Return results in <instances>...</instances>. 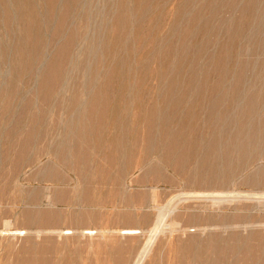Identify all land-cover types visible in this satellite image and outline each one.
<instances>
[{
  "label": "rangeland",
  "instance_id": "rangeland-1",
  "mask_svg": "<svg viewBox=\"0 0 264 264\" xmlns=\"http://www.w3.org/2000/svg\"><path fill=\"white\" fill-rule=\"evenodd\" d=\"M263 122L264 0H0V264H264Z\"/></svg>",
  "mask_w": 264,
  "mask_h": 264
},
{
  "label": "bare ground",
  "instance_id": "bare-ground-1",
  "mask_svg": "<svg viewBox=\"0 0 264 264\" xmlns=\"http://www.w3.org/2000/svg\"><path fill=\"white\" fill-rule=\"evenodd\" d=\"M192 1V0H191ZM254 1V0H253ZM41 4V3H40ZM198 4V3H197ZM203 4V3H202ZM239 4V3H238ZM255 4V3H254ZM222 8V7H221ZM30 9V8H29ZM241 9V8H240ZM36 10V9H35ZM224 10V9H223ZM214 11V10H213ZM245 11V10H244ZM218 12V11H217ZM46 14V13H45ZM109 14V13H108ZM192 14V13H191ZM188 16V15H187ZM221 16V15H220ZM235 16V15H234ZM253 16V15H252ZM213 17V16H212ZM235 18V17H234ZM90 20V19H89ZM225 20V19H224ZM109 21V20H108ZM226 21V20H225ZM193 22V21H192ZM141 24V23H140ZM153 24V23H152ZM75 25V24H74ZM41 26V25H40ZM250 26V25H249ZM239 27H240V25H239ZM255 28V27H254ZM220 31V30H219ZM234 31V30H233ZM178 32V31H177ZM238 32V31H237ZM150 33V32H149ZM101 34V33H100ZM178 34V33H177ZM223 34H224V32H223ZM8 35V34H7ZM211 35V34H210ZM190 36V35H189ZM197 36V35H196ZM234 36V35H233ZM9 37V36H8ZM169 37V36H168ZM177 37V36H176ZM230 38V37H229ZM53 39V38H52ZM192 39V38H191ZM61 40V39H60ZM187 40V39H186ZM233 40V39H232ZM31 41H32V39H31ZM30 41V42H31ZM185 42V41H184ZM205 42V41H204ZM262 43V42H261ZM14 44V43H13ZM157 45H158V43H157ZM15 46V45H14ZM159 47V46H158ZM203 48H204V46H203ZM218 48V47H217ZM157 49V48H156ZM212 51V50H211ZM48 52V51H47ZM83 53V52H82ZM117 53V52H116ZM180 53V52H179ZM247 53V52H246ZM240 55H242V54H240ZM261 55V54H260ZM84 58V57H83ZM199 59V58H198ZM262 59V58H261ZM48 60V59H47ZM226 61V60H225ZM201 63H199V65H200ZM78 68V67H77ZM19 69V68H18ZM255 72V71H254ZM34 73V72H33ZM74 73V72H73ZM203 74V73H202ZM204 75V74H203ZM229 75V74H228ZM176 78V77H175ZM223 81V80H222ZM76 82V81H75ZM193 83V82H192ZM259 84V83H258ZM239 87V86H238ZM86 88V87H85ZM261 89V88H260ZM206 91V90H205ZM195 93V92H194ZM223 94V93H222ZM221 94V95H222ZM253 95V94H252ZM255 95V94H254ZM158 96V95H157ZM177 96V95H176ZM110 97V96H109ZM241 97H242V95H241ZM249 97V96H248ZM113 98V97H112ZM251 99V98H250ZM261 100V99H260ZM237 103V102H236ZM148 104V103H147ZM244 104V103H243ZM94 105V104H93ZM132 105V104H131ZM137 105V104H136ZM145 105V104H144ZM211 105V104H210ZM214 105V104H213ZM212 105V106H213ZM242 105V104H241ZM254 105V104H253ZM154 106V105H153ZM217 106H220V105H217ZM233 106V105H232ZM248 106V105H247ZM259 106V105H258ZM101 107V106H100ZM138 107V106H137ZM225 107V106H224ZM240 107V106H239ZM253 108H254V106H252ZM148 108H149V106H148ZM151 108V107H150ZM149 108V109H150ZM196 108V107H195ZM217 108V107H216ZM243 108H244V105H243ZM258 108V107H257ZM262 108H263V106H262ZM152 109V108H151ZM150 109V110H151ZM154 109V108H153ZM229 109H230V107H229ZM239 109V108H238ZM99 110V109H98ZM112 110H114V109H112ZM130 110V109H129ZM137 110V109H136ZM147 110V109H146ZM160 110H162V109H160ZM246 110V109H245ZM248 110V109H247ZM142 111V110H141ZM156 111V110H155ZM228 111V109H226V111L225 112H227ZM118 112V111H117ZM138 112V111H137ZM144 112V111H143ZM148 112V111H147ZM150 112V111H149ZM224 112V111H223ZM230 112V111H229ZM262 112H263V110H262ZM135 113V112H134ZM134 113H133V115H134ZM138 113H140V112H138ZM152 113V112H151ZM156 113V112H155ZM160 113V112H159ZM212 113V112H211ZM228 113V112H227ZM146 114V113H145ZM148 114H150V113H148ZM226 114V113H225ZM256 114H258V113H256ZM132 115V117H134ZM164 115V114H163ZM212 115H213V113H212ZM218 115H219V113H218ZM222 115H224V113L222 114ZM227 115V114H226ZM231 112H230V117H231ZM236 115V114H235ZM259 115H260V113H259ZM112 116V115H111ZM117 116V115H116ZM140 116V115H139ZM146 116V115H145ZM165 116V115H164ZM208 116H210V115H208ZM214 116V115H213ZM251 116H253V115H251ZM256 116V115H255ZM142 117H143V115H142ZM153 117V116H152ZM185 117H186V115H185ZM224 117H225V115H224ZM111 118V117H110ZM150 118H151V116H150ZM156 118V117H155ZM154 117H153V120L155 119ZM133 119V118H132ZM146 119V118H145ZM157 119V118H156ZM260 119V118H259ZM258 119V120H259ZM117 120H119L118 118H117ZM143 120H144V117H143ZM162 120V119H161ZM217 120H218V116H217ZM255 120V119H254ZM115 121V120H114ZM150 121V120H149ZM156 121V120H155ZM206 121V120H205ZM256 121V120H255ZM260 121V120H259ZM258 121V122H259ZM261 121H262V119H261ZM117 123H118V121H116ZM135 122H136V120H135ZM145 122H147V121H145ZM220 122V121H219ZM218 122V123H219ZM241 122V121H240ZM141 123H144V122H141ZM155 123V122H154ZM154 123H152V124H154ZM229 123V122H228ZM252 123V122H251ZM251 123H249V124H251ZM254 123V122H253ZM253 123H252V125H253ZM256 123V122H255ZM264 123V122H263ZM198 124V123H197ZM242 124V123H241ZM246 124V123H245ZM248 124V123H247ZM260 124V123H259ZM127 125V124H126ZM177 125V124H176ZM114 126H115V124H114ZM122 126V125H121ZM129 126V125H128ZM132 126V125H131ZM147 126V125H146ZM151 126V125H150ZM164 126V128H165V125H163ZM120 127V126H119ZM118 127V128H119ZM152 127H153V125H152ZM156 127V126H155ZM172 127V126H171ZM197 127V126H196ZM123 128V127H122ZM129 128V127H128ZM141 128H142V126H141ZM144 128H145V126H144ZM147 128H149L148 126H147ZM169 128V127H168ZM225 128V127H224ZM261 128V127H260ZM259 128V129H260ZM123 129H127L126 127L125 128H123ZM123 129L121 130V132L123 131ZM130 129V128H129ZM132 129V128H131ZM143 129V128H142ZM146 129V128H145ZM162 129V128H161ZM222 130H224V132H226L225 131V129H223V127L221 128ZM227 129V128H226ZM257 129V128H256ZM255 129V130H256ZM128 130V129H127ZM134 130V129H133ZM148 130V129H147ZM152 131L154 130V128L153 129H151ZM166 130V129H165ZM196 130V129H195ZM237 130V129H236ZM258 130V129H257ZM128 131H130V130H128ZM142 131V130H141ZM149 131V130H148ZM176 131V130H175ZM186 131V130H185ZM248 131V130H247ZM131 132V131H130ZM136 132V131H135ZM217 132V131H216ZM216 132H215V135H216ZM227 132H228V130H227ZM254 132H256V131H254ZM126 133V132H125ZM124 133V134H125ZM143 133V132H142ZM142 133H141V135H142ZM151 133V132H150ZM153 133H154V131H153ZM165 133V132H164ZM211 133H213V132H211ZM229 133H230V131H229ZM229 133H227V135L229 134ZM247 133V132H246ZM127 134V133H126ZM138 134H139V132H138ZM138 134H137V137H138ZM148 134V133H147ZM146 134V135H147ZM152 134V133H151ZM258 134H259V132H258ZM163 135V134H162ZM168 135V134H167ZM220 135V134H219ZM235 135H238V134H235ZM127 136V135H126ZM129 136V135H128ZM134 136V135H133ZM140 136V135H139ZM151 136V135H150ZM217 136V135H216ZM216 136H214V137H216ZM223 136V135H222ZM231 136H234L233 134H231L230 135V137ZM242 136V135H241ZM246 136H247V134H246ZM135 137V136H134ZM141 137V136H140ZM146 137V136H145ZM155 137H156V135H155ZM172 137V136H171ZM224 137H225V135H224ZM223 137V138H224ZM251 137V136H250ZM148 138H149V136H148ZM200 138V137H199ZM213 138V137H212ZM247 138V137H246ZM246 138L244 139V142H245V140H246ZM256 138V137H255ZM128 139H130V138H128ZM127 139V140H128ZM135 139V138H134ZM140 139H142V137L140 138ZM156 139L157 138H155V141H156ZM215 139V138H214ZM222 139V138H221ZM248 139H252V138H248ZM254 139V138H253ZM133 140V139H132ZM131 140V141H132ZM139 140V139H138ZM150 140H153V139H151L150 138ZM18 141V140H17ZM142 142V141H141ZM253 142H254V140H253ZM63 143V142H62ZM137 143V142H136ZM149 143H151V141L149 142ZM153 143V142H152ZM170 143V142H169ZM234 143V142H233ZM250 143V142H249ZM255 143V142H254ZM122 144V143H121ZM142 144V143H141ZM146 144V143H145ZM164 144V143H163ZM176 144V143H175ZM182 144V143H181ZM210 144H212L213 145V143H210ZM256 144V143H255ZM60 145V144H59ZM123 145V144H122ZM148 145H150V144H148ZM147 145V146H148ZM155 145V144H154ZM159 145V144H158ZM258 145V144H257ZM58 146V145H57ZM110 146L111 145H109V149H110ZM124 146V145H123ZM128 146V145H127ZM137 146V145H136ZM141 146V145H140ZM169 146V145H168ZM225 146H227V145H225ZM248 146V145H247ZM253 146V145H252ZM251 146V147H252ZM115 147V146H114ZM113 147V148H114ZM120 147H121V145H120ZM149 147V146H148ZM158 148H160L159 146H157ZM184 147V146H183ZM208 147V146H207ZM241 147V146H240ZM119 148V147H118ZM122 148V147H121ZM128 148H129V146H128ZM135 148H137V147H135ZM144 148H146V147H144ZM157 148V149H158ZM228 148V147H227ZM237 148V147H236ZM243 148H245V146L243 147ZM249 148H250V146H249ZM253 148V147H252ZM108 149V150H109ZM117 149V148H116ZM124 149H125V147H124ZM124 149L122 148V150L124 151ZM126 149H127V147H126ZM151 149V148H150ZM156 149V150H157ZM214 149V148H213ZM226 149V148H225ZM241 149V148H240ZM247 149V148H246ZM113 150V149H112ZM182 150V149H181ZM215 150V149H214ZM213 150V151H214ZM243 150H245V149H243ZM68 151V150H67ZM72 151V150H71ZM113 151H115V149L113 150ZM119 151V150H118ZM135 151V150H134ZM216 151H218L217 149H216ZM112 152V151H111ZM116 152V151H115ZM120 152H121V150H120ZM127 152V151H126ZM152 152V151H151ZM207 152H209V151H207ZM256 152V151H255ZM55 153V152H54ZM114 153V152H113ZM118 153V152H117ZM122 153H124V152H122ZM128 153V152H127ZM141 153V152H140ZM155 153V152H154ZM264 153V152H263ZM262 153V154H263ZM114 154H116V153H114ZM151 154V153H150ZM254 154V153H253ZM58 155V154H57ZM71 155H72V153H71ZM149 155V154H148ZM113 156V155H112ZM124 156H126V155H124ZM128 156V155H127ZM208 156V155H207ZM147 157V156H146ZM175 157V156H174ZM197 157V156H196ZM202 157H203V155H202ZM125 158V157H124ZM139 158V157H138ZM160 158V157H159ZM165 158V157H164ZM207 158V157H206ZM232 158V157H231ZM137 159V158H136ZM126 160H128V159H126ZM196 162H197V160H196ZM222 162V161H221ZM206 163V162H205ZM62 164V163H61ZM239 164V163H238ZM129 166V165H128ZM69 167V166H68ZM212 167V166H211ZM214 167V166H213ZM246 168V167H245ZM131 169V168H130ZM210 169V168H209ZM213 169V168H212ZM204 170H205V168H204ZM211 170V169H210ZM241 170V169H240ZM205 172V171H204ZM216 172V171H215ZM264 173V172H263ZM216 174V173H215ZM212 175V174H211ZM47 176V175H46ZM196 177V176H195ZM249 178V177H248ZM220 180V179H219ZM85 181V180H84ZM189 183V182H188ZM200 183V182H199ZM204 183V182H203ZM256 184V183H255ZM256 187V186H255ZM202 189H203V187H202ZM202 194V193H201ZM252 194V193H251ZM155 195V194H154ZM191 196V195H190ZM203 196V195H202ZM226 196V195H225ZM154 198V197H153ZM185 199V198H184ZM217 199V198H216ZM154 200V199H153ZM173 200V199H172ZM156 201V200H155ZM186 202V201H185ZM175 204V203H174ZM157 206V205H156ZM170 206V205H169ZM165 209V208H164ZM175 210V209H174ZM167 214V213H166ZM200 214V213H199ZM165 216H167V215H165ZM165 216H163V215H159L158 216V219L156 220V222H155V225H154V228H153V231L155 230V232H158V231H160L161 230V228L165 225ZM251 217V216H250ZM210 218V217H209ZM210 220V219H209ZM178 223V222H177ZM210 224V223H209ZM260 225V224H259ZM169 226H170V223H169ZM168 226V227H169ZM167 227V226H166ZM166 227H163V228H166ZM171 227H172V225H171ZM174 227V226H173ZM196 229V228H195ZM169 230H170V227H169ZM198 230V229H197ZM172 231H176V229L174 230H172ZM121 233V232H120ZM125 234H136V233H138V231H136V230H127L126 232H124ZM152 234H154L153 232H151ZM228 233V232H227ZM171 234V233H170ZM182 234V233H181ZM213 234V233H212ZM213 236V235H212ZM153 237V236H152ZM149 238V237H148ZM219 238V237H218ZM170 239V238H169ZM222 239V238H221ZM151 240H153V239H151ZM190 240V239H189ZM209 240V239H208ZM150 241V240H149ZM206 241H207V239H206ZM210 241V240H209ZM190 242H191V240H190ZM208 242V241H207ZM189 243V242H188ZM187 243V244H188ZM187 244H184L183 243V247L185 248V245H187ZM190 244V243H189ZM188 244V245H189ZM205 244V242L202 244V246ZM187 245V246H188ZM151 246H152V244H151ZM179 247V246H178ZM201 247V246H200ZM188 248V247H187ZM198 248V246L196 247V249ZM204 248H206V247H204ZM211 248V247H210ZM210 248H209V250H210ZM170 249V248H169ZM180 249H182V248H180ZM186 249V248H185ZM193 249V248H192ZM146 250L148 251L149 250V246L146 248ZM177 250H178V248H177ZM178 251H180V250H178ZM186 251V250H185ZM197 251V250H196ZM195 251V252H196ZM167 252V251H166ZM195 252H193V253H195ZM145 253V252H144ZM220 253V252H219ZM231 253V252H230ZM198 254H199V252H198ZM202 254V253H201ZM145 255V254H144ZM200 255V254H199ZM224 255V254H223ZM188 256H189V254H188ZM215 256V255H214ZM214 256H212V258L214 257ZM168 257V256H167ZM170 257V256H169ZM185 257H187V256H185ZM196 256H194V258H195ZM198 257V256H197ZM196 257V258H197ZM207 257V256H206ZM215 258V257H214ZM220 258V257H219ZM170 259V258H169ZM187 259H189V257L187 258ZM185 261H187V260H185ZM196 261V260H195ZM195 261H193L194 263H195ZM202 261H204L203 259H202ZM201 261V262H202ZM169 262H170V260H169ZM189 262V261H188ZM198 262H199V260H198ZM190 263L191 264H193L192 262H191V258H190ZM255 263V262H254ZM261 263V262H260ZM177 264H179V263H177ZM182 264V263H181ZM196 264H198V263H196ZM202 264H204V262L202 263ZM206 264V263H205ZM263 264V263H262Z\"/></svg>",
  "mask_w": 264,
  "mask_h": 264
}]
</instances>
